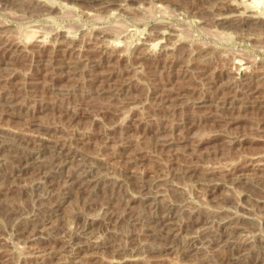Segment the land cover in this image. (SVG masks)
<instances>
[{"label": "rangeland", "instance_id": "374dc122", "mask_svg": "<svg viewBox=\"0 0 264 264\" xmlns=\"http://www.w3.org/2000/svg\"><path fill=\"white\" fill-rule=\"evenodd\" d=\"M0 57V98L15 102L0 116V264H31L21 231L41 222L55 245L93 226L86 243L101 245L86 264H264V0H0ZM71 59L77 74L60 67ZM60 140L115 185L90 195L64 177L36 181L25 151L10 157L23 144L46 160ZM158 176L153 208L143 193ZM155 213L176 216L173 240L147 235ZM236 225L244 261L221 237ZM202 232L208 245L186 251ZM130 234L139 254L107 245H130Z\"/></svg>", "mask_w": 264, "mask_h": 264}, {"label": "bare ground", "instance_id": "6f19581e", "mask_svg": "<svg viewBox=\"0 0 264 264\" xmlns=\"http://www.w3.org/2000/svg\"><path fill=\"white\" fill-rule=\"evenodd\" d=\"M256 1V0H255ZM249 3V2H248ZM1 58V57H0ZM61 60H63V59H61ZM65 61H67L66 59H64ZM2 61V60H1ZM47 61H48V59H47ZM58 61H60V60H58ZM78 61V60H77ZM77 61H76V59L74 60H70L69 61V63H67V64H65L64 62H61L62 64H60V67H68V68H70V69H73V70H70V69H66L67 71H69L70 70V72H73V73H78L79 72V69H81L80 67H79V65H78V63H77ZM104 61V60H103ZM106 61V60H105ZM50 62V61H49ZM6 63H8V62H6ZM11 62H9V64H10ZM92 63H94V62H92ZM98 63V62H97ZM109 63V62H108ZM96 65V64H95ZM4 66V65H3ZM6 66H9V65H5V67L3 68V69H5L6 70ZM55 66V65H54ZM10 68V67H9ZM57 68V67H56ZM85 68V67H84ZM64 70H65V68H63ZM89 69V68H88ZM62 70V69H61ZM67 71H66V74H67ZM92 71V70H91ZM68 75H69V73H68ZM71 75V74H70ZM73 78V77H72ZM129 78V77H128ZM125 81V80H124ZM124 81H122V83L124 82ZM128 85V84H127ZM120 86H121V84H120ZM125 86H126V84H125ZM124 87V86H123ZM118 88V87H117ZM122 89V88H121ZM120 89V90H121ZM4 90V89H3ZM104 90V89H103ZM102 90V91H103ZM109 90V89H108ZM124 90V89H123ZM102 91H98V93L99 92H102ZM119 91V90H118ZM221 91V90H220ZM4 92H11L10 90H8V91H4ZM104 93V92H103ZM1 94V93H0ZM4 95V94H3ZM2 95V96H3ZM9 95V94H8ZM224 96H225V94H224ZM227 96V95H226ZM224 97L223 99H221L220 98V100H222V101H219V99L217 100L220 104H222V105H224L223 103H226L225 101H227V97ZM233 96H235V95H233ZM232 96V97H233ZM4 97V96H3ZM6 97H7V95H6ZM5 97V98H6ZM236 98V97H235ZM238 98V97H237ZM4 99V98H3ZM2 98H0V116L1 115H4V114H6L8 111H7V109H8V107H11V106H13V105H15V102L13 101V100H11V99H4L3 100ZM164 99V98H163ZM215 99V98H214ZM229 99H230V97H229ZM232 99V98H231ZM17 100V99H16ZM212 98H209L208 96H207V98L206 97H201L200 99H198V100H194V103H195V105L196 106H199L200 108L201 107H203V106H206V105H210V104H212ZM215 101H216V99H215ZM214 102V101H213ZM227 102H229V100L227 101ZM217 103V102H216ZM229 103H231V102H229ZM233 103V102H232ZM170 104V107H171V105L173 104V102L171 103H169ZM220 104H217L218 106L220 105ZM174 105V104H173ZM214 105V104H213ZM216 105V106H217ZM174 107V106H173ZM220 108H221V106H220ZM11 111H12V108L10 109ZM9 110V112H11ZM7 115V114H6ZM172 138L173 137H170L169 135H164V136H160V135H158V137H157V139L159 140L158 142L160 143V144H162L163 146H168V145H170L173 141H172ZM58 141V140H57ZM63 140H60V142H62ZM52 143V142H51ZM53 143H54V141H53ZM42 144H45V143H43L42 142ZM46 145V144H45ZM49 145H50V143H49ZM42 146V145H41ZM44 146V145H43ZM42 146V147H43ZM60 149H58L59 151L57 152V154H55V153H49V154H47V158H46V160H43V158H42V160L43 161H41V158L39 159V157L38 156H36V155H34L33 153H27L28 152V148H26L23 144H20V145H18V146H16V148H15V150L14 151H16V153H13V154H11L10 155V157H20V155H18L19 153H21V151H25L26 152V155H25V157H24V159H26L27 161H26V167L27 166H31V168H33V169H35V172L36 173H34V174H31L30 172H29V174L30 175H32V179H34V180H38V177L41 175V174H45V175H49L50 176V179L51 178H55V179H58V178H63L64 177V180H63V182H69V181H71V183L74 185V187L73 188H75V187H81V188H83L84 190H86V191H88V193L91 195L92 193H95V192H97L96 190L97 189H99L98 188V186L99 185H102V186H108V188H110L111 186L113 187L114 185H115V182L116 181H113L112 179H111V181L109 180H107V179H105V176H106V173H107V171H106V168H105V171L106 172H104V170H102V167L101 166H98V165H94L93 163L95 162H93V163H91V161L89 160V158H90V156H91V154H89L87 151L85 152V153H82L84 156L82 157V158H79V159H77L76 158V153H80V155H81V150L79 149V150H77L78 148L76 147V149L75 148H72V147H68V145L66 144V142H62L61 144H60ZM51 147H58V143H54V144H52V146ZM49 148V147H48ZM34 150V149H33ZM37 150V153L39 152V150L38 149H36ZM35 150V151H36ZM42 150V149H41ZM51 150H54V149H51ZM30 151V150H29ZM32 151V150H31ZM34 151V152H35ZM44 151V150H43ZM46 151H47V149H46ZM50 151V150H49ZM48 153V152H47ZM22 154V153H21ZM79 155V154H78ZM90 155V156H89ZM45 156H46V154H45ZM21 157H23V156H21ZM93 157V156H92ZM5 159V158H4ZM22 159V158H21ZM17 160V159H16ZM18 161V160H17ZM21 161V160H20ZM25 161V160H24ZM90 161V162H89ZM23 162V161H22ZM3 163V162H2ZM2 163L0 162V169H1V165H2ZM16 163V162H15ZM19 163V162H18ZM20 164H22V163H20ZM23 164H25V162L23 163ZM98 164V163H97ZM19 166V165H18ZM22 167H23V165H21ZM25 166V165H24ZM67 167H70V169H71V174L70 175H65L64 174V172H66L67 171V169H69V168H67ZM9 168V167H8ZM20 168V167H19ZM67 168V169H66ZM29 169V168H28ZM33 169H31L32 171H33ZM69 169V170H70ZM18 170H20V169H18ZM2 172V171H1ZM24 172V171H23ZM33 173V172H32ZM111 173V172H110ZM22 175H24V173H21ZM25 174H27L26 173V171H25ZM67 174H69V173H67ZM38 175V176H37ZM108 175H110V174H108ZM44 176V175H43ZM91 177V178H90ZM111 178H112V176H110ZM110 177L108 178V179H110ZM40 178V177H39ZM44 178V177H43ZM42 177H41V181H42V179H43ZM46 178H48V177H46ZM161 176L159 177H157V178H155V179H153V180H151L150 182H149V186H148V188L144 191V193H143V196H144V198L147 200V203L150 205V206H152L153 208H155V207H157V206H159V204L161 203L160 201V196H161V194H162V185H161V182H160V180H161ZM29 180H31V177L29 178ZM34 180H32V181H34ZM61 180V181H62ZM48 182H50L49 181V179L47 180ZM55 181V180H54ZM53 181V182H54ZM58 181H59V179H58ZM58 181H57V183H58ZM244 181H246V179L244 180ZM248 181V180H247ZM43 182V181H42ZM42 182H38L36 185H34V190H37L38 192L37 193H41V191H43V189L45 188V186H47L46 185V183H42ZM61 183L62 184V186L64 185V183ZM70 183V182H69ZM68 183V184H69ZM119 183H122V182H119ZM125 183V181H123V184ZM49 184H51V182L49 183ZM56 186H57V184L56 183H54ZM60 184V183H59ZM60 184V185H61ZM67 184V185H68ZM59 186V185H58ZM69 186V185H68ZM119 186V185H118ZM117 186V187H118ZM121 186V185H120ZM49 187V186H48ZM53 187H55L54 185H53ZM64 187V186H63ZM105 187V188H106ZM123 187V186H122ZM52 188V187H51ZM51 188H50V190H51ZM56 188V187H55ZM58 188V187H57ZM56 188V190H59V189H57ZM60 188V187H59ZM66 188V187H65ZM52 189H54V188H52ZM67 189V188H66ZM82 189V190H83ZM101 189V188H100ZM99 189V190H100ZM102 189H103V187H102ZM111 189V188H110ZM113 189V188H112ZM46 190V189H45ZM49 190V191H50ZM74 191L73 189H72V186L70 187H68V191ZM77 190V189H76ZM78 190H80L79 188H78ZM104 190V189H103ZM109 190V189H108ZM54 191V190H53ZM53 191H51V192H53ZM62 191V190H61ZM60 191V192H61ZM67 191V192H68ZM101 191V190H100ZM58 192V191H57ZM63 192V191H62ZM75 192V191H74ZM84 192V191H83ZM82 192V193H83ZM106 192V191H105ZM43 193V192H42ZM64 193V192H63ZM70 193V192H69ZM78 193V192H77ZM77 193L75 192L74 194H76L77 195ZM81 193V194H82ZM55 194H58V193H55ZM54 194V195H55ZM61 194V193H60ZM83 194H85V193H83ZM86 194H87V192H86ZM40 195V194H39ZM63 195V194H62ZM61 195V196H62ZM61 196H60V199H62V201H63V199H64V197L63 198H61ZM67 196H68V194H67ZM58 197V196H57ZM56 197V198H57ZM71 197V196H70ZM41 198V197H40ZM55 199V198H54ZM56 200V199H55ZM61 201V202H62ZM66 202V201H65ZM57 203V202H56ZM60 203V202H59ZM159 203V204H158ZM50 205V204H49ZM51 205H53V204H51ZM62 205V204H61ZM163 205V204H162ZM166 205V204H165ZM57 206H58V204H57ZM167 206V205H166ZM166 206H163V207H166ZM174 207V203H168V207L167 208H169V209H172ZM60 208V207H59ZM58 207H56V204H55V206H53V208H52V212L54 213V212H56L58 209H59ZM160 208V207H159ZM47 211H48V209H47ZM59 211V210H58ZM50 212V211H49ZM60 212V211H59ZM157 212H159V210H157ZM53 213H49V214H51V216H53L52 214ZM38 216V215H37ZM34 217V216H33ZM55 217V216H54ZM56 217H57V215H56ZM43 218H44V216H43ZM49 218H50V216H49ZM219 218H221V217H219ZM219 218H217L218 219V221H219ZM36 219V218H35ZM38 219V218H37ZM37 219H36V222H37ZM47 219V218H46ZM51 219H53V218H51ZM55 219V218H54ZM224 220H220V223L221 224H223L222 225V227H226L227 228V226H229L228 224H230V222H228L227 223V220H225V218H223ZM42 220V219H41ZM48 220V219H47ZM212 220H214V219H212ZM212 220H211V223H212ZM216 220V219H215ZM178 220H177V218H176V216H173V217H171V216H168V215H156V213L153 215V214H151V215H149L148 216V220H147V222H149V223H153L152 225H147V227H149V231H147V235H149L150 237H152V238H157V239H172L173 240V238L175 237V234H174V229L176 228V227H178L177 226V222ZM218 221H216V222H218ZM33 222V221H32ZM34 222H35V220H34ZM41 222V221H40ZM42 223V222H41ZM40 223V224H41ZM210 223V222H209ZM219 223V222H218ZM29 224H31V223H29ZM37 224V223H36ZM39 224V227L37 226V225H35L34 227H30L31 229H29V228H27L28 230H26L25 228H24V226H23V228H24V232L23 231H21L22 232V234L21 233H19V234H21V238H23V240L26 242V243H30V244H32V246H31V249L29 250V255L31 256V260H32V262H31V264H49V258H50V260H55L56 262H54L53 264H84L85 262L83 261L84 259H86V258H83V257H86L89 253L91 254H89L90 256H92V255H96V253L98 252V247H100L99 245H101V244H96L95 242H94V244L92 245H90L89 243L87 244L86 243V241H87V239H89L91 236H92V242H93V237L95 236H93V234H95V229H94V227L93 226H84V227H82V228H80V230H78V231H76V232H74L72 235H70L71 237H72V239L71 240H66L65 241V239H61V240H57V245H55L53 242L54 241H56V239L52 242V240L50 239V234H49V230H47V226L45 227L44 225V227L42 226V227H40L41 225ZM32 225V224H31ZM26 226H27V224H26ZM246 227H247V225H246ZM23 228H21V229H23ZM242 228H244V226H241V225H236V227H234L231 231H229L227 234H222L221 233V237L223 238L224 236H226V239L225 240H227V244L229 245V246H231L232 245V243L233 244H236V245H239L238 247H235V248H237V253H238V255L240 256V257H238V258H241L242 260H243V258H245V257H247V256H249V253H248V246L246 247V245H240L242 242L240 241H238V239H230V237H232L233 235H235L236 233L238 234V231L241 229L242 230ZM179 229H180V227H179ZM189 230H190V226H189V228H188ZM187 229V230H188ZM245 229V228H244ZM243 229V230H244ZM184 230V229H183ZM248 230V229H247ZM19 231V230H18ZM241 232V231H240ZM239 232V233H240ZM51 233V232H50ZM175 233H177V230H176V232ZM174 234V235H173ZM52 237V236H51ZM178 237V236H177ZM210 237H212L211 236V234H210V236H209V234L207 233V232H202L201 234H195V235H193L188 241H187V246L185 247V249H186V251H188L189 253L191 252V253H193V251H194V253H195V251H196V249L201 245V244H204L203 245V247L205 246V244L206 245H208L207 243L208 242H210L212 239H210ZM213 238V237H212ZM219 238V237H218ZM90 239V240H91ZM128 239H130V241H131V243L132 244H130V245H125V246H115V245H112V244H107L108 246L110 245L111 246V248H113V250H114V252H121V250L123 251L124 249H128V250H131V251H133V253H137L138 252V254H139V252H140V250H141V252H142V250L144 249V248H146V246L145 247H137V242H136V239H137V236H134L133 234H130L129 235V237H128ZM177 239V238H176ZM220 239V238H219ZM218 239H216V241H217ZM224 240V241H225ZM89 241V240H88ZM138 241V240H137ZM226 242V241H225ZM212 243V242H211ZM240 243V244H239ZM244 244V243H243ZM103 245V244H102ZM142 246H143V244H142ZM174 246V245H173ZM202 246V245H201ZM200 246V247H201ZM233 246V245H232ZM102 247V246H101ZM103 247H106L107 248V246H106V244L105 245H103ZM168 247V246H167ZM199 247V248H200ZM208 247V246H207ZM222 247H223V245H222ZM110 248V249H111ZM169 248V247H168ZM87 249H90V250H92L91 252L90 251H88V253H86L85 255H84V251L85 250H87ZM97 249V250H96ZM184 249V248H183ZM185 251V250H184ZM185 251V252H186ZM259 251V250H258ZM113 252V251H112ZM129 252V251H128ZM185 252H183V253H185ZM198 252V251H197ZM124 253V252H123ZM132 253V252H131ZM260 253V252H259ZM82 254L84 255V256H82ZM98 255V254H97ZM192 255V254H191ZM263 255V254H262ZM29 256V257H30ZM82 256V259H80V257ZM90 256H89V258H90ZM236 256V255H235ZM47 257H49V258H47ZM94 257H96V256H94ZM133 257V256H132ZM130 258V257H129ZM237 258V257H236ZM261 258V257H260ZM9 259V258H8ZM264 259V256H263V258H262V260ZM30 260V259H29ZM28 260V261H29ZM47 260H48V263H47ZM248 260V259H247ZM254 260H256V259H254ZM240 261V260H239ZM244 261V260H243ZM258 261H260V260H258ZM246 262H248V261H246ZM261 262H263V261H261ZM234 263V262H233ZM241 263V262H240ZM245 263V262H244ZM243 263V264H244ZM254 263V262H253ZM50 264H52V263H50ZM86 264V263H85ZM88 264V263H87ZM257 264V263H256ZM258 264H260V263H258ZM263 264V263H262Z\"/></svg>", "mask_w": 264, "mask_h": 264}]
</instances>
